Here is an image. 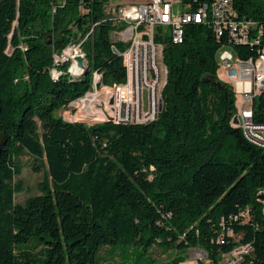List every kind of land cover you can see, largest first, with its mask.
I'll return each instance as SVG.
<instances>
[{"label":"trees","instance_id":"obj_1","mask_svg":"<svg viewBox=\"0 0 264 264\" xmlns=\"http://www.w3.org/2000/svg\"><path fill=\"white\" fill-rule=\"evenodd\" d=\"M109 1L0 0V264H99L103 248L153 246L174 255L170 264L187 250L216 264L241 245L251 249L241 264H264V152L230 126L234 97L218 77L221 43L206 28L185 26L179 44L156 30L165 78L154 121L60 117L96 72L99 87L125 82ZM235 1L245 15L264 11L261 0ZM70 40L90 71L52 80V54ZM162 64L154 58V75ZM105 107L112 111V97ZM252 119L264 125V90ZM25 156L43 179L39 195L16 203Z\"/></svg>","mask_w":264,"mask_h":264},{"label":"built area","instance_id":"obj_2","mask_svg":"<svg viewBox=\"0 0 264 264\" xmlns=\"http://www.w3.org/2000/svg\"><path fill=\"white\" fill-rule=\"evenodd\" d=\"M239 8L235 0H125L124 4L110 0L105 13L114 14L111 41L122 45V38H129V45H122L119 53L125 82L105 86L106 94L113 99V109L104 111L94 90V81L101 76L96 72L90 89L69 104L60 117L65 122L75 123L85 108H92L94 115H99L100 123L144 125L154 121L161 89L160 76H154V58H161L162 64V45L155 41L160 35L156 30L167 33L171 43L179 44L185 26L199 25L221 43L217 52V72L219 79L233 89L234 115L230 126L239 130L246 143L264 152V125L252 119L255 99L264 90V11L254 10L256 13L252 17L241 13ZM241 38L250 39V47H240L245 55L234 49ZM78 47L80 45L72 46L70 40L64 49L53 52V64L49 69L52 80L64 73L70 77L78 75L79 68L74 61ZM64 64H68L65 72L61 69ZM162 74H165L163 64ZM136 104H143V112H136ZM261 200L263 213L264 198ZM250 251L249 245L237 246L221 255L216 264H241ZM197 253L200 257L191 262L210 264L203 252Z\"/></svg>","mask_w":264,"mask_h":264},{"label":"rangeland","instance_id":"obj_3","mask_svg":"<svg viewBox=\"0 0 264 264\" xmlns=\"http://www.w3.org/2000/svg\"><path fill=\"white\" fill-rule=\"evenodd\" d=\"M52 12H54V9H52ZM113 33H110V38L113 37ZM76 46V45H72ZM228 52H231V50H226ZM12 51L11 49L7 52L10 54ZM79 57V56H78ZM219 53L216 54V62L218 60ZM159 66H157L158 68ZM156 68V67H155ZM82 74V71L79 70ZM219 73V71H218ZM160 88L163 85V79L165 78V74L160 75ZM98 79L94 81V90L95 93H101L106 92V88L104 86L99 87L98 84L96 85ZM232 89V85L229 86ZM143 97H145V94L143 93ZM109 98V97H108ZM257 98L255 99V101ZM105 101H99V104L101 105V109L104 111H107L105 105ZM142 106V112H143V104ZM140 111V106H136V112ZM94 115V112H92V108H85V110L82 111L80 114V117L82 120H79L80 118L77 117L75 119V122H81L86 125L100 123L97 122L96 116ZM59 116V114H58ZM85 120V121H83ZM100 120V119H98ZM90 121V123L86 122ZM22 163L24 164L22 175L20 176L19 180L22 184V191L21 193L15 195V202L16 203H23L28 197L39 195L40 191L38 188V184L42 182L43 179V171L39 173L33 172V170L29 166V158L28 157H22L21 158ZM199 250H187L185 254L183 255V260L177 264H190L191 261L196 260L200 255L197 253ZM101 258V262L99 264H170V261L173 258V254L170 253V251H162L157 247H151L146 252L141 251V249H122L120 247L118 248H103V250L99 254ZM196 258V259H194ZM194 264V262H191Z\"/></svg>","mask_w":264,"mask_h":264},{"label":"bare ground","instance_id":"obj_4","mask_svg":"<svg viewBox=\"0 0 264 264\" xmlns=\"http://www.w3.org/2000/svg\"><path fill=\"white\" fill-rule=\"evenodd\" d=\"M124 3H125V0H115V4H124ZM238 6H240V5H238ZM108 15H109L111 21H114V14H108ZM128 42H129V38H122V43L125 44V43H128ZM239 46L250 47V39H248V38H241L240 40H238V47ZM77 57H78V49H77ZM83 64L85 66H87V64L85 62H83ZM88 68H89V66H88ZM89 71H90V68H89ZM78 73H80V71H78ZM83 76L84 75H83V71H82V77ZM154 76H156V75H154ZM160 78L161 77H159V88H160ZM54 79H59V78H54ZM97 95L99 96V101H105L104 102V105L106 104V102L108 101V99L111 98V96H109L108 94H106V92L97 93ZM136 106H137V104H136ZM91 116H94V115L91 114ZM95 116L97 117L96 118L97 122H100V120H98V119H100L99 115H95ZM79 118H80L79 120H82V118L80 116H79ZM83 121H85V120H83ZM86 122H88V121H86ZM88 123H90V121ZM263 215H264V209H263Z\"/></svg>","mask_w":264,"mask_h":264},{"label":"water","instance_id":"obj_5","mask_svg":"<svg viewBox=\"0 0 264 264\" xmlns=\"http://www.w3.org/2000/svg\"><path fill=\"white\" fill-rule=\"evenodd\" d=\"M76 37H77V36L74 34L72 40H73V41L76 40ZM68 39H69V38H68ZM112 51H113L115 54H118V52L116 51L115 48H113ZM74 61L76 62L77 67H78L80 70L83 71V75L89 73V68H88V66H85V65L83 64V59H82L81 57H76V58L74 59ZM160 110H161V101H160V99H159V100H158V104H157V113H159ZM0 111H1V105H0ZM232 122H233V124H235V123H236V120L233 118V121H232ZM0 149H1V144H0Z\"/></svg>","mask_w":264,"mask_h":264}]
</instances>
